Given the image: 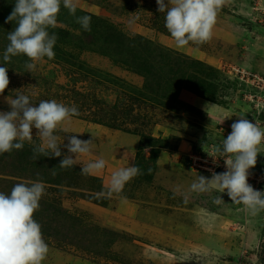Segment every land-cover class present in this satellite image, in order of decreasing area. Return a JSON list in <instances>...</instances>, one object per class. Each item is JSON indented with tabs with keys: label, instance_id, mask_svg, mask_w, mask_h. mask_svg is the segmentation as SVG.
<instances>
[{
	"label": "rangeland",
	"instance_id": "obj_1",
	"mask_svg": "<svg viewBox=\"0 0 264 264\" xmlns=\"http://www.w3.org/2000/svg\"><path fill=\"white\" fill-rule=\"evenodd\" d=\"M74 3L75 16L61 6L48 29L67 32L63 40L57 36L54 58L34 62L29 72L24 55L2 59L16 25L5 23L15 0H0V67L9 78L0 112L10 111L22 92L35 106L56 100L79 113L54 132L60 157L33 158L41 144L35 128L22 150L0 154V192L9 194L19 182L44 184L33 214L49 248L42 264H264V211L246 214L226 192H189L198 176L211 175L194 171L186 156L188 143L218 145L235 120L249 115L242 99L249 88L219 68L243 66L264 77V0H225L211 39L183 48L175 46L156 0ZM83 15L91 16V31L76 23ZM200 103L218 110L211 114ZM73 135L93 144L62 169ZM100 158L102 170L81 174ZM263 162L264 143L256 164L264 169ZM132 163L141 174L119 194L97 198L111 174Z\"/></svg>",
	"mask_w": 264,
	"mask_h": 264
},
{
	"label": "clouds",
	"instance_id": "obj_2",
	"mask_svg": "<svg viewBox=\"0 0 264 264\" xmlns=\"http://www.w3.org/2000/svg\"><path fill=\"white\" fill-rule=\"evenodd\" d=\"M224 3L225 0H168L166 4L165 0H156L157 11L166 13L164 26L177 48H183L189 42L202 44L210 40L217 12ZM61 6L75 16L74 0H15L5 23L15 22L16 26L8 32L9 43L3 53V61L7 63L11 57L24 55L31 61L25 64L31 72L36 67L34 62L45 57L54 58L57 36L50 34L48 29L55 27ZM75 20L84 31H91V16H78ZM8 84L7 67H0V93ZM9 105L10 111L0 112V154L22 150L25 142H32V130L35 128L41 144L32 149L33 158L62 155L61 144L57 143L54 132L62 122L79 114L76 107L56 100H41L35 106L22 92H18ZM230 127L231 132L226 139L214 148L216 157L224 158L226 171L213 172L210 179L198 176L188 191L226 192L231 202L243 206V212L256 216L264 211V191L254 190L247 179L264 143V128L244 116ZM92 144V139L81 140L75 135L68 137V143L64 145L68 154L63 156L59 167L65 169L76 165V156L88 153ZM104 166L105 160L100 158L88 162L80 172L89 175ZM140 174L141 170L134 163L118 169L111 174L107 188L96 194L97 198L108 199L119 194L127 182ZM44 191V184L34 181L16 183L9 194L0 192V264H42L46 259L49 248L43 239L41 225L33 219ZM213 202L219 205L224 200L218 195Z\"/></svg>",
	"mask_w": 264,
	"mask_h": 264
},
{
	"label": "built area",
	"instance_id": "obj_3",
	"mask_svg": "<svg viewBox=\"0 0 264 264\" xmlns=\"http://www.w3.org/2000/svg\"><path fill=\"white\" fill-rule=\"evenodd\" d=\"M219 69L221 70V73L228 78H232L249 88V90L242 95V99L251 106L249 115L244 118L252 123L257 122L262 128V115L264 114V77L260 74L248 71L243 66H223V68ZM229 133L230 132H227V135ZM187 146L189 149L186 156L194 171L205 172L211 176L213 172L222 173L226 171L224 158L216 157L214 152L215 146L213 144H209L208 147H204L197 151L193 150L189 144ZM214 159L215 163H213ZM261 174L262 173L253 168L249 169L247 182L254 190L260 189L264 182V173Z\"/></svg>",
	"mask_w": 264,
	"mask_h": 264
},
{
	"label": "trees",
	"instance_id": "obj_4",
	"mask_svg": "<svg viewBox=\"0 0 264 264\" xmlns=\"http://www.w3.org/2000/svg\"><path fill=\"white\" fill-rule=\"evenodd\" d=\"M55 34H56V36H58L59 37V39L60 40H63V38H64V36L66 35L67 36V32L66 31H64V30H55ZM223 75V77H225L227 80H229V81H231V82H234V83H236L237 85H239L241 88H245L242 84H240L239 82H237L236 80H233V79H231V78H228V77H226L224 74H222ZM205 98V97H204ZM206 100H208V102L209 103H214V100H213V98H206ZM262 120H263V122H264V114L262 115ZM191 147H192V149L193 150H195V151H197V150H199V149H202V148H204V147H208L209 146V144H213L214 146H217V144H215V143H213V142H207V144H203V145H201V144H190V143H188ZM45 158H46V156H44ZM52 156H47V158L46 159H48V158H51ZM188 162V161H187ZM189 163V162H188ZM263 164H264V162H263ZM253 169L254 170H258L259 172H263L264 171V169H263V165L262 166H260V165H258V164H256L255 165V167H253ZM203 173H205V172H203Z\"/></svg>",
	"mask_w": 264,
	"mask_h": 264
},
{
	"label": "crops",
	"instance_id": "obj_5",
	"mask_svg": "<svg viewBox=\"0 0 264 264\" xmlns=\"http://www.w3.org/2000/svg\"><path fill=\"white\" fill-rule=\"evenodd\" d=\"M201 109L204 111H209L211 112V114H214L218 109L217 108H213L214 106H208V105H204L202 103L199 104Z\"/></svg>",
	"mask_w": 264,
	"mask_h": 264
}]
</instances>
